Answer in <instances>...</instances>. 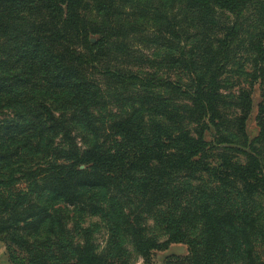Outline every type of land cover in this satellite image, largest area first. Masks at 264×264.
Instances as JSON below:
<instances>
[{"label":"trees","instance_id":"trees-1","mask_svg":"<svg viewBox=\"0 0 264 264\" xmlns=\"http://www.w3.org/2000/svg\"><path fill=\"white\" fill-rule=\"evenodd\" d=\"M251 9L262 16L251 80L263 83L264 0H0V236L27 264L149 263L172 245L187 246L173 264H264L255 146L264 106L258 139L246 134L247 114L237 118L240 141L205 139L222 124V78ZM217 11L235 20L213 37ZM193 39L201 58L186 54ZM141 45L179 50L191 83L141 70L149 62ZM133 87L161 92L136 96ZM110 105L116 112L101 121ZM215 149L245 162L201 165ZM19 180L28 186L12 190Z\"/></svg>","mask_w":264,"mask_h":264},{"label":"rangeland","instance_id":"rangeland-1","mask_svg":"<svg viewBox=\"0 0 264 264\" xmlns=\"http://www.w3.org/2000/svg\"><path fill=\"white\" fill-rule=\"evenodd\" d=\"M177 11V10H176ZM260 11L250 10L244 14L243 19L240 20V25H243L241 30L242 35L239 40H237L230 51V62L227 65L226 73L223 76V89H222V102L219 106L222 124L220 125L218 133L215 128L212 126L205 130V139L210 142L218 139L221 135L228 136L233 140L240 141V133L238 131L239 122L237 118L241 117L244 114H247V120L245 124V131L249 137V140H256L259 138L260 126L258 121L259 110L261 106H264V82L253 83L251 80V75L253 72V60L255 57V52L253 51L250 40L258 32L260 18H262ZM215 21L218 22V25L212 30L211 34L221 35V30L224 26L229 25V23L235 18L231 15L223 12H215ZM197 23V22H195ZM94 42V40H92ZM215 44V43H214ZM140 50L144 57L149 61L146 64H143V70L151 71L156 73L159 78H171L173 80L179 81L181 84H190L193 77L189 74L188 69L184 65L178 62L179 59V50H171L168 47H154L147 46L146 48L141 45ZM186 54L189 57L196 55L198 58L204 56V47L202 44L197 42L195 39L189 41L185 46ZM200 60V59H199ZM131 64H135L132 69L137 71L139 68V61L134 58L131 60ZM130 65V64H129ZM128 65V66H129ZM103 86L107 83L102 77H99ZM153 90V89H152ZM132 91L136 94L143 93L144 90L139 87H133ZM161 92L160 90H154L152 93L144 92V95L153 98L157 93ZM244 94L249 95V100L251 105L246 106ZM171 98L170 102L175 106L186 105V100H183L180 96H162ZM153 102V101H152ZM164 105V104H162ZM165 111H169L168 109ZM116 112V107L113 105L108 106L100 113L101 121H107L111 114ZM106 122V123H107ZM170 126V124H167ZM185 127L195 132L196 127L193 124L188 122L184 123ZM173 127V126H171ZM119 140V139H118ZM255 146L261 150V157L264 162V139L255 143ZM227 156V157H226ZM225 159L231 160L235 164H242L245 162V157L243 155H233L224 153L221 149H215L210 153H207L201 162L207 164L211 168H220L225 161ZM37 165L34 163H27L25 167H34L36 169ZM223 167V166H222ZM83 168V167H82ZM206 179V187H212L214 179ZM13 189L25 190L28 186V183L25 180H19L16 182ZM238 187H242L240 184ZM262 202V200H260ZM90 222H99L98 219H91ZM88 225V224H87ZM102 225V224H101ZM106 240L104 229L101 228L99 234L96 235V242L102 247ZM171 247V246H170ZM169 247V248H170ZM128 250L133 253V250L128 247ZM172 255H177L183 257L187 255V246L185 245H174L172 249L170 248L166 254L163 252H153L149 259V263L145 262L143 259L138 258L133 264H166L167 262L176 263L175 259H171ZM170 257V258H169ZM168 260V261H167ZM0 264H27L24 261V254L20 252L10 241L8 236H0Z\"/></svg>","mask_w":264,"mask_h":264},{"label":"crops","instance_id":"crops-1","mask_svg":"<svg viewBox=\"0 0 264 264\" xmlns=\"http://www.w3.org/2000/svg\"><path fill=\"white\" fill-rule=\"evenodd\" d=\"M172 246H174V245H172ZM172 246L170 247L171 249H172ZM167 251H168V250H167ZM167 251H166V252H167ZM166 252H163V253H165V254H166Z\"/></svg>","mask_w":264,"mask_h":264}]
</instances>
